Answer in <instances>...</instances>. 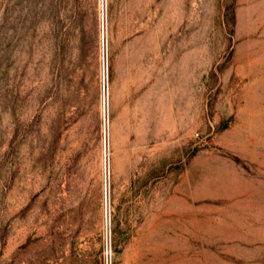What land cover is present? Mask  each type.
Returning a JSON list of instances; mask_svg holds the SVG:
<instances>
[{"label":"rangeland","instance_id":"obj_1","mask_svg":"<svg viewBox=\"0 0 264 264\" xmlns=\"http://www.w3.org/2000/svg\"><path fill=\"white\" fill-rule=\"evenodd\" d=\"M0 264H264V0H0Z\"/></svg>","mask_w":264,"mask_h":264},{"label":"trees","instance_id":"obj_2","mask_svg":"<svg viewBox=\"0 0 264 264\" xmlns=\"http://www.w3.org/2000/svg\"><path fill=\"white\" fill-rule=\"evenodd\" d=\"M75 18V15H74ZM74 21V20H73ZM74 23H76V21H74ZM76 33H78V41H76V43H78V45L75 47L76 48V52L74 53L72 60L70 62V68H71V73H70V78H69V84L68 87L71 90V95L76 98L75 94H78L79 88H80V81H79V73L82 69V64H83V57H82V48L80 46V42H79V37L82 33V30L80 27H78V25L74 28ZM80 106H78V110H80Z\"/></svg>","mask_w":264,"mask_h":264},{"label":"built area","instance_id":"obj_3","mask_svg":"<svg viewBox=\"0 0 264 264\" xmlns=\"http://www.w3.org/2000/svg\"><path fill=\"white\" fill-rule=\"evenodd\" d=\"M103 59L105 60V46L103 49ZM103 94H104V103H106V80H105V65H103Z\"/></svg>","mask_w":264,"mask_h":264}]
</instances>
